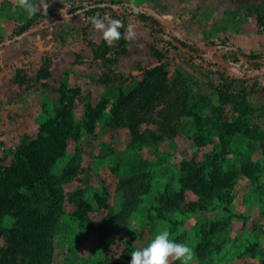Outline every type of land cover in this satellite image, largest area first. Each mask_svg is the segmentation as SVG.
Here are the masks:
<instances>
[{"label": "rangeland", "instance_id": "1", "mask_svg": "<svg viewBox=\"0 0 264 264\" xmlns=\"http://www.w3.org/2000/svg\"><path fill=\"white\" fill-rule=\"evenodd\" d=\"M95 1L33 0L48 5L46 11L62 18L19 32L32 15L20 7L19 0H0V166L10 163L20 144L36 139L44 124L62 112V106L67 120L80 125L89 106L104 98L111 105L121 92H134L146 78V69L163 65L166 71L163 93L139 124L144 138L139 143L127 127L115 126L109 108L92 133L67 139L63 156L52 167V174L62 179L64 200L53 236L51 264H129L131 252L146 246L161 228H167L177 242L187 243L194 253L201 229L217 221L227 225L211 240L212 252L201 263L193 255L189 264H264V140L225 137V166H238L244 160L258 166L256 177H239L226 189L231 195L227 211L219 201L208 204L206 210L192 209L190 204L201 198L183 188L180 179L183 163L197 167L212 148L220 150L222 131L214 125L213 111L217 94L211 84L230 82L239 88L233 81H243L258 111L256 121L264 130V0H122L125 3L103 12L104 22L124 20L135 38L130 40L126 31L128 50L111 65L91 60L89 42L98 45L103 38L87 18L71 13ZM126 3L157 14L167 33H153L131 14ZM62 9L67 10L66 18ZM173 37L199 43L202 50L170 43ZM230 46L262 60L236 61ZM153 49L162 51L165 58L158 60ZM42 67L48 69L45 76H39ZM176 96H183L197 117L182 113L171 120L169 129L175 132L170 133L163 119ZM229 115L230 108L225 107L224 120ZM198 135H210L213 140L199 146L194 143ZM131 164L150 172L152 189L132 212L129 227L118 234L117 244L102 255L93 227L109 212L101 203L114 212L119 210V181ZM181 190L178 206L166 207V196ZM76 192L91 207L89 227L72 217L75 206L70 197ZM12 223L11 217L4 220L7 227ZM4 243L1 238L0 246ZM126 248L128 257L119 256ZM169 264L181 262L170 257Z\"/></svg>", "mask_w": 264, "mask_h": 264}, {"label": "trees", "instance_id": "2", "mask_svg": "<svg viewBox=\"0 0 264 264\" xmlns=\"http://www.w3.org/2000/svg\"><path fill=\"white\" fill-rule=\"evenodd\" d=\"M125 3L122 0H97L93 3L82 5L74 9L72 14H80L91 22V18L98 16L105 20L103 12L117 4ZM131 14L144 22L153 33L166 34V24L154 12L139 9L131 3H126ZM76 11V12H75ZM62 18L44 10L36 12L19 29V32H27L39 22H48ZM122 27L119 29L121 38L112 46L103 39L95 45L89 42L92 53L91 60L102 62L107 65L114 64L118 56L128 50L126 37V23L121 20ZM202 50L199 43L186 39L173 42ZM230 55L236 61L245 59L250 63H258L262 60L257 54L246 53L238 46L228 47ZM156 58L162 61L165 55L158 49H153ZM224 53L221 51L220 56ZM82 59L85 57L80 56ZM147 76L134 92L125 94L121 92L114 104L104 98L99 103L86 109L84 121L80 125H74L67 120V110L62 106V112L48 120L37 138L27 143L20 144L13 152L8 165L0 166V239L5 243L0 246V264H51L53 253V236L60 223L63 208L64 192L62 179L52 174V167L63 156L67 146V139L73 137L79 139L82 132L92 133L104 111L109 108L112 122L115 126H125L134 136V142L139 143L144 138L139 132V124L148 114L149 106L163 93L166 84V71L163 65H157L146 69ZM48 74L47 67H42L39 76ZM239 83V88L233 83L223 82L211 84L217 94V104L213 111L216 114L214 125L221 128L220 150L212 148L207 158L197 167L189 168L190 163H183L180 179L183 188H189L200 196L201 201L191 203L192 209L206 210L208 204L219 201L227 211V205L231 202V195L226 189L239 177L254 178L258 166L249 160L242 161L238 166H225L227 154L226 136H241L249 141L261 143L264 140V130L256 121L257 108L250 99L251 92ZM183 96H176L171 101L169 114L164 116L163 124L169 129L170 122L177 116L186 112L188 115L197 117L191 113ZM225 107L230 108L229 118L224 120ZM51 126L49 129L48 127ZM174 133L173 129H169ZM210 135H198L194 141L197 145H205L212 141ZM222 161L220 162V160ZM127 175L119 181L121 191V206L116 212L110 210L107 203H101L103 209L109 212L93 227L97 235V247L102 255L117 244L121 237L119 233L129 227L131 214L140 206L142 197L152 189L150 172L144 166L130 165ZM73 193L70 199L74 203L72 217L82 226L89 227V212L91 210L87 200ZM227 194V195H226ZM183 198V190L176 195L166 196L164 205L168 208L178 206L177 201ZM11 217L13 223L6 226L4 220ZM227 223L212 222L207 229H201V241L194 247V258L198 263L204 262L214 248L211 241ZM127 244V243H126ZM128 248L124 249L119 256L128 257ZM119 258L116 259V262ZM115 262V263H116ZM108 264V263H104Z\"/></svg>", "mask_w": 264, "mask_h": 264}, {"label": "clouds", "instance_id": "3", "mask_svg": "<svg viewBox=\"0 0 264 264\" xmlns=\"http://www.w3.org/2000/svg\"><path fill=\"white\" fill-rule=\"evenodd\" d=\"M19 5L29 15H35L43 7L46 16V10L49 7L46 4H36L33 0H19ZM66 11L65 9L61 10V15L65 18ZM91 23L93 29L101 34L103 40L109 46L120 40L121 32L119 29L123 26L120 20H112L106 24L103 19L94 16L91 18ZM127 37L130 40L134 39L135 33L129 29ZM193 255V249L187 243L177 242L171 237V233L167 228H161L154 234L146 246L131 252L129 264H169L170 257L173 261L179 260L181 264H189L193 259Z\"/></svg>", "mask_w": 264, "mask_h": 264}]
</instances>
